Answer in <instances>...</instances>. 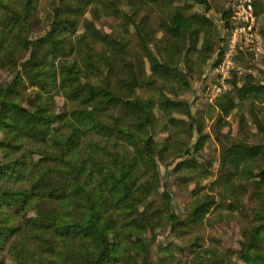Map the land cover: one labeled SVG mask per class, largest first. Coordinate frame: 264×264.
<instances>
[{"label":"trees","instance_id":"obj_1","mask_svg":"<svg viewBox=\"0 0 264 264\" xmlns=\"http://www.w3.org/2000/svg\"><path fill=\"white\" fill-rule=\"evenodd\" d=\"M195 1L210 10L207 0ZM40 2L0 0V67L16 72L12 83H0V264H150L146 235L164 222L173 232L177 225L199 226L218 205L214 195L198 198L181 224L168 187L161 201L155 196L160 163L175 165L173 173L185 178L201 169L185 147L197 132L194 149L200 153L209 136L202 135L191 105L178 97L214 55L215 25L188 3L135 0V12L157 6L160 15L158 29L151 30L125 15L140 39L135 53L83 20L96 0H53L49 28L34 39ZM254 7L259 25L264 5L254 0ZM108 13L119 16L113 6ZM223 20L229 21L227 11ZM80 27L86 31L82 41L103 46L101 55L82 56L74 41ZM156 33L162 35L158 55L150 46ZM140 90L148 95L140 97ZM61 94L66 111L58 109ZM214 108L221 127L234 111L245 110L257 130L253 144L220 133L219 170L226 178L215 184L241 194L254 186L256 225L245 230L239 258L264 264V83L236 80ZM242 118L247 125L245 113ZM170 131L177 140L156 142L158 133ZM29 178L33 183L27 184ZM239 178L243 182L235 186ZM232 208L238 210L239 202ZM193 254V264L224 260L211 250Z\"/></svg>","mask_w":264,"mask_h":264},{"label":"rangeland","instance_id":"obj_2","mask_svg":"<svg viewBox=\"0 0 264 264\" xmlns=\"http://www.w3.org/2000/svg\"><path fill=\"white\" fill-rule=\"evenodd\" d=\"M134 1L96 0V5L89 7L83 20L92 23L100 33L118 39L124 48L138 53L140 39L137 29L134 23L129 22L126 24L125 15L131 16L136 24L141 25V22H144L145 26L143 27H147L150 30L158 29L157 24L160 23V15L156 8L157 6H151L150 9L135 12ZM229 1L207 0L210 10L206 12L205 5H200L195 0H176L180 5L186 3L192 5L191 12L202 15L206 14L215 25V34L217 37L214 55L206 62L200 74L196 72L191 76V88L189 90L187 89L183 95L178 97L179 100L187 101L191 105L194 116L202 122V135L209 136V138L202 151L197 154H195L194 146L199 139V134L194 132L192 140H187L185 148L188 147L191 149L192 157L196 158L201 165V169L193 177L185 178L174 174L173 170L175 165L168 168L161 163L159 164L161 188L155 196L157 201H161L166 187H168L173 199V210L178 217V222L181 224L188 222L191 214V205L198 198L207 194L214 195L218 205L208 215L206 221L199 226L188 227L177 225L176 230L173 232L171 225L164 222L162 227L155 233L146 235L145 241L150 245V264H193L194 250L196 252L214 251L224 258L222 264H244L239 258V253L245 242L244 232L246 229L256 225L254 212L258 208L259 202L256 198L254 186L252 185L246 194H241L240 190L234 192L233 189L229 190L228 185L222 183L215 184V182L220 180V177L221 182L226 178V172L220 173L219 170L222 150L220 133L229 135L231 139L247 141L253 144L258 141L255 138L257 130L250 115L245 110L234 111L226 118V125L221 127V124L216 123L219 112L214 108L218 99L211 103L204 96V88L211 84V81L206 76L207 72L216 63L222 40L226 37L223 29V12L226 11ZM52 2L53 0H41L40 2L33 26L32 37L34 39L43 36L49 28L47 21L53 13ZM261 2L264 5V0H261ZM110 6L115 8V12H119L118 17L108 13ZM259 27L263 36V55L260 54L258 58L249 57L242 60L247 70L251 73H248L242 78L238 76L233 77L230 84L232 87L236 80L238 85H241L244 81L248 82L250 79L264 83V13L259 16ZM85 32L84 27H80L79 32L74 37L75 44L79 45L83 50L82 56H86L89 52L96 56L101 55L104 50L101 44L93 42L92 39L82 41L81 37L85 35ZM161 38L162 35L156 33L155 39H151L150 41V46L157 55L160 49L159 46L162 45L160 44ZM79 60H81V56ZM144 63L148 74H150L148 62L145 61ZM181 68L184 69L185 65L181 64ZM15 78L16 72L13 69L0 67V83L8 85ZM32 91L33 89L29 88L25 92V106L28 104L27 102L31 97L30 95H32ZM138 95L145 98L148 94L147 91L140 90ZM56 101L60 111H66L70 108L62 94L56 96ZM243 113L246 114L247 125L244 124L242 118ZM262 117H264V113ZM176 119L182 120L187 126H190L192 123L189 119L180 116H176ZM185 124L181 125L183 129ZM178 136V133L174 131L158 133L156 135V142L160 144L174 142ZM2 138L0 136V140ZM1 160L2 155H0ZM169 163H172V160ZM241 182L239 178L234 184L235 186H240ZM31 183H33V178L27 180V184ZM237 202H239L240 207L238 210L232 208Z\"/></svg>","mask_w":264,"mask_h":264},{"label":"built area","instance_id":"obj_3","mask_svg":"<svg viewBox=\"0 0 264 264\" xmlns=\"http://www.w3.org/2000/svg\"><path fill=\"white\" fill-rule=\"evenodd\" d=\"M226 11L229 21L223 20L226 37L222 40L216 63L207 77L211 84L204 88L209 102L223 97L232 88V78H242L248 73L244 58L263 55V36L255 14L254 0H230Z\"/></svg>","mask_w":264,"mask_h":264}]
</instances>
